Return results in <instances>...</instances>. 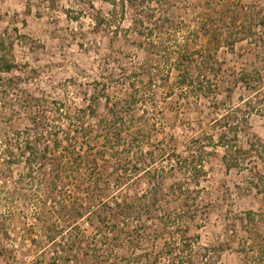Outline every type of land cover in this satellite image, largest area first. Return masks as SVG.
Listing matches in <instances>:
<instances>
[{"label":"rangeland","instance_id":"1","mask_svg":"<svg viewBox=\"0 0 264 264\" xmlns=\"http://www.w3.org/2000/svg\"><path fill=\"white\" fill-rule=\"evenodd\" d=\"M58 1L56 10L48 9L44 2H34L28 11L23 0H0V29L29 38H18L14 44V59L22 69L13 75L21 78V88L26 92L21 97L32 105L36 103L33 98L62 103L59 114L51 106L47 117L48 134H57L64 142L53 151L61 167L57 199L43 206V217L36 213L42 205L22 197L29 187L26 180L18 181L23 166L14 168V181L8 189L17 197L7 205L14 213L0 264H51L53 249L68 244V238L77 231L88 240L93 238L88 219L83 217L74 231H64L51 245L46 233H55L68 220L66 215V219L60 218L58 203L94 206L101 198L107 205L125 198L150 203L154 197L149 217L128 222L131 227L138 225L144 242L135 250L127 245L115 248L113 259L166 264L163 243L181 231L190 264H254L264 247V162L254 156L240 169L227 170L217 141L222 134V114L255 95L235 84L238 75L257 68L264 79V27L248 36L244 27L231 28V18L240 7L248 6L264 15V0H150V4L164 5L174 18L167 28L177 34L172 39L197 52V63L205 61L195 71L204 77V85L197 90L177 84L180 68L176 65L184 67L177 63V46L171 44L162 58L154 55L148 40L138 33L141 30L145 34V26L135 29L131 24V10L122 23L97 25L94 19L107 17L109 6L94 0V10L86 8L80 21L71 22L64 9L77 4ZM244 13L240 11L239 23L248 21ZM202 21L222 30V43L216 52L201 31ZM228 31L237 39L247 34L233 50L224 42ZM132 85L142 99L129 107L119 105L121 122L109 123L112 105L127 99L133 93ZM91 103L94 107L89 109ZM12 104L16 107L12 115L18 114L12 125L24 129L35 107L29 110L24 104ZM1 124L9 126L5 120ZM253 137L264 140V117L258 114H252L241 128L239 141L244 149ZM199 144L204 147V171L195 184L187 171L179 170L176 157L188 156L189 146ZM120 171L127 182L117 186ZM96 184L99 191L102 187L105 190L101 198L89 196ZM43 192L45 187L40 195ZM247 211L256 213L252 225L246 220ZM42 223L53 230L43 233ZM141 229L146 234H141ZM85 246V253L91 255L92 242Z\"/></svg>","mask_w":264,"mask_h":264},{"label":"trees","instance_id":"2","mask_svg":"<svg viewBox=\"0 0 264 264\" xmlns=\"http://www.w3.org/2000/svg\"><path fill=\"white\" fill-rule=\"evenodd\" d=\"M23 1L28 11H30L34 2H44L47 4V8L51 10L59 8L58 0ZM102 1L109 6V11L107 17L103 16L100 17V19L97 16L94 19L97 25L103 23L109 25L114 21L122 23L123 20H125L127 10H131L134 12V19H132L131 24L135 29L139 28L138 26L141 28L145 26L146 33L144 34L141 30L138 31V33L144 35L145 39L148 40L154 55L162 58L165 56V52H167L171 44L177 46V63L184 66L179 67L176 65V68H180L177 69L178 86H190L197 90V88L199 89L204 85L203 80H201L204 77L200 78L197 74L198 72L195 71L200 70V66L204 64L205 61L201 60L200 63H197V59L195 58L197 52L194 53V51H190L186 44L181 45L178 41L172 39H176L177 34L170 33L171 31H168L167 28H171L170 26H172L174 18L167 9H165L164 5L161 3L157 4L155 1L154 3H156V5L150 4V0ZM69 2H71V4L75 2L77 4V7L70 5L67 9H64L66 18L71 22L80 21L82 15L87 11L86 8L94 10V0H69ZM84 2L86 7L83 6ZM157 6L161 10H158ZM255 9L256 8L253 6L240 7L231 18V28L243 29L244 27L248 36L253 35L252 30H257L260 27L263 28L264 15H261L260 11L257 13ZM240 11L245 12L244 14L247 16V22L241 21V23H239ZM254 12H256V14H254ZM98 14H100L99 11ZM105 18H107V20ZM201 31L204 36H208L209 44L212 45L213 51H218L222 43V30L212 29V27H208V25L202 21ZM173 32L175 33V31ZM154 34L156 35L155 37H153ZM247 34L241 37V39H237L233 38L230 31H228V36H225L224 42L233 50L238 40H245ZM18 38L21 41L29 40L27 35H19L17 31H14L13 34L9 32L7 28L0 29V209H2L0 210V260L5 257L7 247L4 240L10 237V219L14 213L7 205L12 203L17 197L12 190L8 189L9 184L14 181V168L21 165L23 166L24 172L20 174L19 178L21 179H18V181L26 180V184H28L29 187L25 190L22 197L28 201H35L39 205H42L36 210L37 216L40 218L45 214L43 206L51 200L56 202L57 198L55 197V191L59 180H61L58 170V168H61L59 159L58 157H54L53 151L58 150L64 142L57 134H48L51 129L49 127L50 120L47 117V110L52 106L55 113L59 114L62 103L59 101H53L52 103H48L47 101L41 102L39 98H33V101L36 103L32 105L27 99L21 97L22 94L26 93L24 89L22 90L21 88V78L13 75L22 69L14 59V44ZM34 44L36 45V43ZM211 60H213V58ZM195 66H197V69L193 71L192 68ZM150 74V76H152V73ZM263 80V76L257 68H253L250 72L242 71L235 79V84L240 83L244 89L248 92H254L255 95L245 100L242 106L237 105L231 109H227L226 112L222 114V134L219 136L217 144L223 149L222 161L227 170L232 168L240 169L245 161H248L254 156L264 162V140L253 137V140L247 142V149H244L239 141L241 128H244V125L248 124V118L252 114H258V116L264 117V90L261 89ZM136 88L132 85L133 93L127 99L125 98L124 101L112 105L111 115L107 120L109 123L115 125L121 122L122 114L118 110L119 105L129 107L137 100L142 99V96ZM13 96H15L14 99H12ZM29 100L32 101V99ZM240 101L243 100L241 99ZM14 102H18L20 106L25 105L24 108L29 110L31 106L35 107L34 111L31 112L30 120L28 119L30 124L24 129L12 125L15 117L18 116V114L12 115L16 108L15 105L12 104ZM106 105L108 107L110 106L108 102ZM89 106V109H92L94 103H91ZM2 120L9 123V126L4 127L1 124ZM81 128L84 130V133L87 132L84 127ZM54 132L56 131L54 130ZM193 144H198V142ZM112 148L114 149V147ZM203 148L201 144L189 146L188 156L176 157V164L179 170L187 171L191 178L195 180V184L197 183L196 179H198L204 171V161L202 157ZM107 180H109V177ZM125 182H127L125 173L123 174L120 171L116 179V184L120 186ZM14 183L16 184V182ZM96 186L95 192L92 191L89 196L94 197L97 195L99 198L103 197L105 190L102 189V187L99 191L98 187L100 185L96 184ZM43 187H45V192H43V195H40L39 191L43 189ZM32 188L34 189L33 192H31ZM36 189H38V192ZM98 191L100 193H97ZM136 200L138 201L131 202L125 198L121 202L107 205L101 198L99 204L94 206L91 204L85 205L84 203L78 205L75 202L68 205L58 203V208H56V210L60 218L66 219L63 216L66 215L68 220L64 222V227H58L55 233H46L51 245L57 243L58 237H61L64 231H74L76 224H78L83 217L88 219L87 225L93 231V238L88 240L84 233L77 231L68 238L66 241L68 244H62L53 249L51 252V264H133L130 260L126 259H113V252L115 248L122 245H127L134 250L138 249L141 246L140 243L145 240L139 234V230H137L138 225L131 227L128 222L130 219L139 220L143 215L149 217V214L152 213L151 208L154 205L153 202H155V197L154 201L152 200L150 203H143L140 199ZM15 202L16 201H14V203ZM245 216L248 224L252 225L256 220V213L253 211H247ZM42 228L43 233L53 230L51 226L48 227L46 225L45 227L44 224ZM143 229L140 230V233L146 234V231ZM178 235H180V238L177 237ZM161 236L164 238L165 233ZM177 236L171 238L172 242L170 241L171 239L167 241L165 239L163 243L164 253L167 257L166 264H190V261H186L187 254L184 247L187 249V245L183 243L182 232L179 231ZM88 241H91L93 245L90 251L91 255L85 253V245ZM33 243L35 245L37 241H33ZM112 247L113 249H111ZM260 249L261 251L258 252L257 259L253 262L254 264L264 261V247ZM43 250L44 248L41 251ZM89 257L92 259L90 262L88 261ZM149 264L153 263L150 262Z\"/></svg>","mask_w":264,"mask_h":264}]
</instances>
